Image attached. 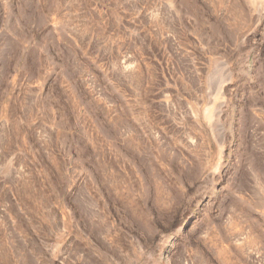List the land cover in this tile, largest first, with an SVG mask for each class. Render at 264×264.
Segmentation results:
<instances>
[{
	"label": "rangeland",
	"instance_id": "obj_1",
	"mask_svg": "<svg viewBox=\"0 0 264 264\" xmlns=\"http://www.w3.org/2000/svg\"><path fill=\"white\" fill-rule=\"evenodd\" d=\"M0 264H264V0H0Z\"/></svg>",
	"mask_w": 264,
	"mask_h": 264
}]
</instances>
